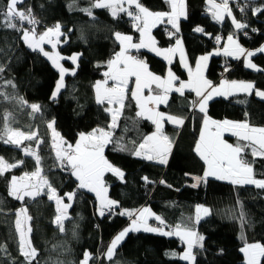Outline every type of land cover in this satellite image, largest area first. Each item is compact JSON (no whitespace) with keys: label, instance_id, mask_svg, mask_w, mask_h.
Instances as JSON below:
<instances>
[{"label":"trees","instance_id":"obj_1","mask_svg":"<svg viewBox=\"0 0 264 264\" xmlns=\"http://www.w3.org/2000/svg\"><path fill=\"white\" fill-rule=\"evenodd\" d=\"M7 2L8 0H0V8L5 7ZM90 2L91 0H25L22 5H18L21 9L31 7L40 21L36 25L37 36L47 28L54 27L57 22L62 25L65 35L60 37L61 43L56 47L62 57L82 53L78 67L66 59L62 61L66 68H76V74H66L65 87L55 101L50 97L59 79L58 72L46 57L23 42L22 32L8 28L4 24V18L0 16V65L5 67V71L0 73V93L9 97H23L29 104L38 103L43 106L42 113L33 115L27 105L22 106L16 99H5L0 95V129H3L7 115L8 123L13 129L38 133V138L43 141L38 148L35 140L22 141V147L38 151L42 158V175L61 197L77 189L78 183L70 175V170L54 167L56 161L47 122L55 120V130L68 144H74L79 133H88L97 127L107 129L111 121L110 114L104 111L106 105L96 103L93 88L97 80L103 79L102 73L106 67L97 68L96 65L107 61L114 51L119 50L114 43V32L131 35L134 40L139 36V32L132 26L133 21L124 13H120L119 19H116L107 9H93L92 16L79 10L89 7ZM140 2L152 11L169 10L163 0ZM237 2L239 7L249 6L246 13H241L239 7L236 8L230 2L237 21L248 25L241 31L234 29L228 16L222 22L213 20L205 0H186L187 19L180 21L178 36L183 42L189 66H194L200 55L209 53L218 45L217 42L213 43L215 35L225 39L229 34H234L246 49L257 48L264 43V14L254 16L251 11L257 6H264V0ZM17 23L19 25L18 21ZM197 26L202 27L204 33L194 32L193 29ZM23 27L29 28V25L25 22ZM166 28L171 30L166 24H158L152 30L157 46L162 48L170 47L175 42L174 39H169ZM69 29L72 31L69 32ZM222 42L223 40L219 42V46ZM135 55L144 59L153 73L160 76L166 73L167 64L162 58L144 50ZM252 60L255 65L264 69L263 53L257 52ZM179 65L175 59L170 67L177 76L186 80V72ZM225 68L228 70L225 71ZM223 72V79L249 81L256 89L264 90V71L247 69L240 59L212 56L206 68L207 79L217 85L222 80L220 74ZM8 80L13 81L16 87L6 85L5 81ZM185 95L187 99L173 93L168 105L159 107L161 112L188 117L180 128L165 123L164 132L174 143L168 163L161 165L130 154L143 137L154 130V125L151 121L136 117L135 102L131 100V93H128L127 106L115 129L116 138H123L120 143L127 151H116L112 144L106 146L104 151L105 158L125 173L123 180L110 172H106L103 177L108 197L118 201L119 206L111 214L106 212L102 217L97 213L94 195L79 189L69 202L71 207L67 211V217L62 220L64 231L55 223L58 215L56 203L48 200L47 195L35 199L26 197L23 201L8 195L11 178L35 171L36 165L35 159L25 156L22 148L0 142V157L9 163L24 161L21 166L0 175V246L6 249L0 251V264H26L19 252V235L15 228L16 212L20 208H26L32 218L27 224L32 232L26 239H30L32 246L38 251L33 264H79L86 250L93 257L89 264H187L178 258L184 248V243L178 237L145 231L128 233L118 244L111 260L105 257L111 238L134 219L133 216L119 213L124 210L136 213L143 206L164 219V230H172L177 224H184L194 227V230L206 237L204 250H194L195 264H245L240 252L245 240L264 244V190L254 185H233L229 181L211 177L206 183L191 187L196 183L192 177L202 176L205 168L194 152L204 114L198 109L189 112V101L194 98V93L186 92ZM207 115L216 121H247L251 126L264 127V100L248 93L213 99L209 102ZM237 142L234 139L233 143ZM246 158L252 160L250 153ZM253 166L256 178H264V159L257 158ZM186 173L190 175H185ZM143 177H148L152 183H145ZM160 180L172 187L160 184ZM198 204L208 207L210 215L193 225L195 207ZM242 213L248 221L243 229L240 226ZM155 222L158 221L151 220L152 224ZM242 236L244 239H241ZM171 253L177 255L173 256Z\"/></svg>","mask_w":264,"mask_h":264},{"label":"snow or ice","instance_id":"obj_2","mask_svg":"<svg viewBox=\"0 0 264 264\" xmlns=\"http://www.w3.org/2000/svg\"><path fill=\"white\" fill-rule=\"evenodd\" d=\"M24 2L25 0H8L6 6L0 8V16L4 18V24L8 28L22 32L21 39L29 48L33 51H39L58 70L59 79L50 97L52 101H55L61 93V89L65 87V76L69 72V69L65 68L60 61L70 59L72 64L78 67V60L82 53L73 54L71 57L66 58L62 57L58 52L53 51L50 53L46 51L43 47L44 44L51 45L52 49L55 50L57 45L61 43L60 37L65 35L62 32V25L57 22L54 27L47 28L37 38L36 25L40 21L33 14L31 7L27 9L18 7ZM163 2L169 6V11H152L144 6L140 0H91L89 7L79 9L89 16L93 15V9H107L112 17L116 19H119L120 13H124L133 21L132 26L139 32L140 38L139 42H133L131 35L114 32V43L119 50L114 51L107 61L96 65L97 68L106 67V70L102 73L103 79L97 80L93 88L96 103L101 106L106 104L107 107L104 108V111L111 116V122L108 124L107 129L97 127L91 132L79 133V138L75 146H73L64 141L63 138H59L60 134L56 132L54 127V119L47 122V128L52 130L53 143L51 147L55 151L56 161L54 167L58 166L65 171L70 170V175L78 181L77 189L65 193L63 197L57 194L56 189L42 175V158L38 151L33 150L31 147H22V141L35 140L38 148L43 143L38 138V133L35 131L25 133L13 129L8 123L9 117L5 116L4 127L0 129V142L5 145L12 144L17 148H22L25 156H31L35 159L36 165L35 171L26 172L21 177L13 176L11 178L8 186V195L20 201H23L26 197L35 199L38 196L47 195L48 200H54L56 203V211L59 214L55 218V223L60 227L61 231H64L62 218H66L65 213L71 207L70 203H64V199L66 197L68 201H72L79 189H87L89 192L95 193L96 199L99 201L98 213L102 217L105 216L106 212L111 214L112 210L119 206L118 201L109 199L103 177L106 172H110L123 180L125 173L105 158L104 151L109 144H112L116 151H127V148L120 143L123 138H116L115 129L118 127V121L127 106L126 101L129 92L131 93V100L135 102L137 109L136 117L151 121L155 126V131L150 135H145L138 146L134 147L130 153L131 155L166 165L174 141L165 134L164 124L167 122L180 128L185 124L188 117L161 112L159 111V106L168 105L169 98L173 93H178L180 97L185 99H187L186 92L194 93V98L189 101L188 111L195 112L198 109L200 113L204 114L194 152L203 162L205 168L202 176L192 177L196 183H193L191 187L195 188L202 182L206 183L209 177H213L216 180H227L233 185H254L256 188L264 190V178H256L253 166L257 158L264 159V127H253L247 121L235 122L227 119L216 121L210 119L207 115L209 102L214 97H227L232 94V90H235L249 93L250 95L254 94L264 100V90L256 89L253 83L228 82L227 80H222L220 85L217 86L204 75L209 56L221 54L234 59L245 57L246 68L264 71V69H258L255 64L251 63L250 59H247L256 53L242 48L237 43V40L234 39V34H229L227 37L228 43L224 45L222 53L217 50L208 55H201L197 58L195 69H193L187 62L183 42L178 36L181 18L187 19L186 0H163ZM207 3L213 20L222 22L226 15L232 17L231 22L237 31L248 27L246 23L237 21L233 15L232 8L229 7L230 0H221L220 3H216L215 0H207ZM248 7V5H243L239 7V10L241 13H246ZM251 11L254 16L264 14V6H257L252 8ZM25 22L31 25V28H24ZM164 23L171 26V30L166 28L165 32L170 40H175V43L168 48L162 49L157 46V41L152 37L151 29L158 24ZM71 31L72 29H69V32ZM193 31L204 33L205 30L197 26ZM252 31L257 30L252 29ZM215 39L219 42L221 37L217 36ZM64 42L67 41L65 40ZM141 49L155 52L157 56H161L169 65H172L173 57L178 53L180 64L188 72L187 81L177 76L171 67L168 68L166 75L163 77L151 72L144 59L133 55V50L139 52ZM257 52L264 53V46L257 49ZM227 70L225 68V71ZM4 71L5 67L0 65V73ZM71 74H76V68L71 69ZM132 78H134V88L130 87ZM0 79H2V76H0ZM5 84L13 88L16 87L11 80L5 81ZM145 91H147V95H145ZM0 95H3L5 99H16L17 103L22 106L27 105L31 108L33 115L43 111L42 105L38 103L29 104L23 97H9L4 93H0ZM224 132L231 133V135L237 137L238 142L235 145L226 142L222 139ZM132 143L135 145V141ZM65 144H67L66 147L64 146ZM249 153L252 157L251 161L246 158ZM23 163V160L9 163L3 157H0V175H4ZM185 175L190 174L186 173ZM34 180L35 182H33ZM143 180L145 183H152L148 177H143ZM159 183L165 184L169 188L172 187L164 180H160ZM45 188L47 189L46 192L44 191ZM119 215L135 216V218L132 219L130 227L124 228L111 240L105 253L109 260H111L117 249V245L125 239L127 234L139 231L141 228L145 232L179 237L181 242L186 244L187 247L178 258L187 262V264H195V249L204 250L206 237L194 230V227L177 224L174 229L165 231L160 226H149L148 218L152 216L159 222V225L165 224L164 219L152 213L149 208H142L138 210V213L124 210ZM209 215L210 210L208 208L198 205L193 225L199 224L202 219ZM16 217L15 228L19 234V252L24 257L26 264H33V261L38 256V251L32 246L31 240L26 239V236L32 232L31 227L27 226L28 221L32 218L28 215L26 208H20L16 212ZM246 224H248V221L242 213L240 218L241 228L243 229ZM241 239H244V237L242 236ZM0 251H6V249L0 246ZM240 252L245 257V264H262L264 244L259 242L248 243L245 240ZM171 255L176 256L177 254L171 253ZM92 258V255L86 250L79 264H89Z\"/></svg>","mask_w":264,"mask_h":264},{"label":"crops","instance_id":"obj_3","mask_svg":"<svg viewBox=\"0 0 264 264\" xmlns=\"http://www.w3.org/2000/svg\"><path fill=\"white\" fill-rule=\"evenodd\" d=\"M126 7H127V5H125ZM208 7V6H207ZM133 8H134V6H133ZM209 9V8H208ZM170 10V9H169ZM168 10V11H169ZM186 12H187V10H186ZM208 12L210 13V11L208 10ZM187 14V13H186ZM211 14V13H210ZM212 15V14H211ZM182 19H184L183 17L181 18V21H182ZM164 24H166V23H164ZM167 25V24H166ZM158 26V25H157ZM156 26V27H157ZM167 26H169V27H171L170 25H167ZM155 28V27H154ZM154 28H152L151 29V35H152V37L154 38V36H153V33H152V30L154 29ZM128 35V34H127ZM139 38H140V36H138V39L137 40H134L133 39V42H139ZM180 38V37H179ZM155 39V38H154ZM181 39V38H180ZM175 43V42H174ZM174 43L172 44V45H174ZM158 45V44H157ZM159 47V46H158ZM45 49H48V51H50V53H52L53 51H55V52H57L56 51V49L55 50H53L52 49V47H51V45L50 46H45L44 47ZM160 48H162V47H160ZM168 48V47H167ZM162 49H165V48H162ZM148 51V52H150V53H152V54H155V52H151V51H149L148 49H141L140 51ZM139 51V52H140ZM39 52V51H38ZM136 53H138V52H136L135 50H133V55H135ZM208 54H210V53H207V55ZM156 55V54H155ZM203 55H206V54H203ZM157 56V55H156ZM201 56V55H200ZM199 56V57H200ZM213 56V55H212ZM211 55L209 56V60H210V58L212 57ZM221 56H224L223 54H221ZM69 57H71V56H69ZM158 57H160V58H162L161 56H158ZM225 57H229V58H232V59H234L233 57H230V56H225ZM163 59V58H162ZM178 60V62H179V64H180V60H179V54L177 53L176 54V56L175 57H173V61L174 60ZM64 60V59H63ZM63 60H61V61H63ZM164 60V59H163ZM209 60H208V62H209ZM237 60V59H236ZM240 60H242V63L244 62V60L243 59H240ZM66 61H69L71 64H72V62H71V60L70 59H66ZM165 61V60H164ZM197 61V60H196ZM48 62H50V64L52 65V63H51V61L49 60ZM166 62V64H167V69H166V72H167V70H168V68L170 67V65L168 64V62L167 61H165ZM187 62H188V59H187ZM208 62H207V64H208ZM188 64H189V62H188ZM244 64V63H243ZM73 65V64H72ZM190 65V64H189ZM73 66H75V65H73ZM179 66H181L183 69H184V71L186 72V80L185 81H187V79H188V72H187V69L186 68H184L181 64L179 65ZM195 66H196V62H195V64H194V66H190V67H192L193 69H195ZM54 68V67H53ZM66 68V67H65ZM207 68V67H206ZM55 70H56V72H58V70L56 69V68H54ZM68 69V68H67ZM106 70V69H105ZM150 70V69H149ZM152 72V71H151ZM69 73H71V69H69V72H68V74ZM206 74V69L204 70V75ZM58 75H59V72H58ZM166 75V73L163 75V76H165ZM162 76V77H163ZM205 77H206V75H205ZM207 78V77H206ZM102 80V79H101ZM222 80H226V79H222ZM221 80V81H222ZM221 81H219L218 83H217V86H219L220 85V82ZM228 82H231L230 80H227ZM239 82H245V81H238V83ZM216 85V84H215ZM130 87H132V88H134L135 87V84H134V78H132V80L130 81ZM55 90V89H54ZM240 93H245V92H240V91H235V90H232V94L231 95H235V94H240ZM249 94V93H248ZM145 95H147V91H145ZM195 95V94H194ZM231 95H229V96H231ZM229 96H227V97H229ZM226 98L225 96H219V97H214V99H219V98ZM106 105V104H105ZM160 106H162V105H160ZM159 106V107H160ZM106 107H107V105H106ZM137 111V110H136ZM160 111V110H159ZM110 119H111V116H110ZM213 120V119H212ZM220 121H223V120H220ZM111 122V121H110ZM109 122V123H110ZM241 122H243V121H241ZM165 123H167V122H165ZM169 124V123H168ZM170 125H172V124H170ZM164 126H165V124H164ZM172 126H174V125H172ZM202 127V126H201ZM200 130H201V128H200ZM92 131V130H91ZM90 131V132H91ZM155 131V126H154V130L151 132V133H153ZM57 132V131H56ZM150 133V134H151ZM150 134H148V135H150ZM199 135H200V133H199ZM49 136H51V144L53 143V138H52V130L50 129V135ZM59 138H61V137H59ZM59 138H57V139H59ZM78 138H79V136H78ZM77 138V139H78ZM222 139H224L226 142H228V143H232V144H234L233 143V141H234V139L235 138H232V135L230 134L229 135V133L228 132H224V134L222 135ZM77 141V140H76ZM76 143V142H75ZM75 143L73 144V145H75ZM53 152H54V155H55V151L53 150ZM169 156H170V154H169ZM55 157V156H54ZM168 159H169V157H168ZM225 181H227V180H225ZM33 182H35V180L33 181ZM196 182V181H195ZM44 191H47V189L45 188L44 189ZM90 193H92V192H90ZM96 199V198H95ZM70 201H68V200H64V203H69ZM96 203H97V201H96ZM145 207H147V206H143L142 208H145ZM142 208H140V209H142ZM69 209V208H68ZM68 209H67V211H68ZM139 209V210H140ZM67 211H66V213H65V217H67ZM152 212V211H151ZM136 213H138V211L136 212ZM59 214V213H58ZM195 214V213H194ZM65 218H62V220H64ZM149 219V226H153V224L151 223V220L152 219H155L154 218V216H152V217H149L148 218ZM119 233V232H118ZM19 235V234H18ZM117 235V234H116ZM115 235V236H116ZM114 236V237H115ZM172 236H175V235H172ZM113 237V238H114ZM177 237V236H176ZM113 238H111V239H113ZM179 238V237H178ZM110 242H111V240H110ZM185 245V244H184ZM105 255V254H104ZM105 257L107 258V256L105 255Z\"/></svg>","mask_w":264,"mask_h":264},{"label":"rangeland","instance_id":"obj_4","mask_svg":"<svg viewBox=\"0 0 264 264\" xmlns=\"http://www.w3.org/2000/svg\"><path fill=\"white\" fill-rule=\"evenodd\" d=\"M206 1V3H207V0H205ZM215 2L216 3H220L221 1H219V0H215ZM207 6H208V8H209V5H208V3H207ZM231 5L229 4V7H230ZM209 10V9H208ZM210 11V10H209ZM210 13H211V11H210ZM233 15H234V13H233ZM235 16V15H234ZM225 17H226V15H225ZM230 20L229 21H232V17H228ZM238 22H240V21H238ZM233 25V24H232ZM234 26V25H233ZM234 29H235V27H234ZM227 37L228 36H226L225 37V39H221L219 42H221L222 40H223V42H222V45L221 46H219V42H217L218 43V45L215 47V48H213L209 53H214L215 51H217V50H220L221 51V53L223 52V47H224V45H226L227 43H228V41H227ZM37 38H38V36H37ZM234 39H236L237 40V43L242 47V48H244L245 50H247V51H252V52H255L256 54H257V49H259L261 46H264V43H262L259 47H257V48H253V49H246L245 47H243L242 45H241V43L240 42H238L239 40H238V38L236 37V36H234ZM24 42V41H23ZM45 46H50L49 44H44L43 45V47H45ZM184 46V45H183ZM31 49V48H30ZM46 51H48V49H45ZM50 52V51H49ZM258 53H260V52H258ZM264 54V53H263ZM206 55H207V53H206ZM212 56V55H211ZM213 56H218V55H213ZM187 57V56H186ZM253 57V56H252ZM252 57H250V58H247V59H250L251 60V63H253L254 64V62H253V60H252ZM241 59H243L244 60V66H245V57H241ZM60 63L64 66V64H63V62L62 61H60ZM257 66V65H256ZM65 67V66H64ZM257 68L258 69H261L260 67H258L257 66ZM248 69V68H247ZM250 69V68H249ZM251 70H255V69H251ZM257 71V70H256ZM245 83H252V82H249V81H245ZM211 119V118H210ZM230 121H234V120H230ZM235 122H239V121H235ZM241 122V121H240ZM254 127V126H253ZM226 133V132H225ZM224 134V133H223ZM231 133H229V135H230ZM232 138H235V139H237V137H235V136H233L232 135ZM230 144H232V143H230ZM73 145V144H72ZM233 145H235V144H233ZM65 147L67 146V144H65L64 145ZM73 146H75V145H73ZM115 166V165H114ZM73 177V176H72ZM74 179H75V177H73ZM211 178H213V177H211ZM76 180V179H75ZM77 181V180H76ZM77 183H78V181H77ZM105 186V185H104ZM106 187V186H105ZM83 190H86V191H88L87 189H83ZM89 192V191H88ZM92 194L94 195V198H96V196H95V193H93L92 192ZM107 195H108V189H107ZM109 196V195H108ZM109 199H110V197H109ZM96 201H97V213H98V208H99V201L96 199ZM199 206H203V207H206V206H204V205H202V204H198ZM198 205H196V207L198 206ZM196 207H195V214H196ZM146 208H148V207H146ZM206 208H208V207H206ZM99 214V213H98ZM134 218H135V216H133ZM131 223H132V221H130L129 222V224H128V226H126V227H130L131 226ZM148 224H149V219H148ZM126 227H124V228H126ZM175 228V227H174ZM173 228V229H174ZM171 230V229H170ZM170 230H165V231H170ZM122 231V230H121ZM139 231H144L142 228H141V230H139ZM118 234V233H117ZM158 234V233H157ZM115 236V235H114ZM113 236V237H114ZM112 237V238H113ZM112 240V239H111ZM248 243H255V242H248ZM260 243V242H259ZM110 245V242H109V244H108V246ZM118 246V245H117ZM184 246V248H183V250L180 252V254H183V252L185 251V249H186V244L185 245H183ZM244 246V245H243ZM242 246V247H243ZM106 250H107V248H106ZM106 250H105V253H106ZM241 254H243V253H241ZM244 256V255H243ZM244 263H245V257H244Z\"/></svg>","mask_w":264,"mask_h":264},{"label":"built area","instance_id":"obj_5","mask_svg":"<svg viewBox=\"0 0 264 264\" xmlns=\"http://www.w3.org/2000/svg\"><path fill=\"white\" fill-rule=\"evenodd\" d=\"M230 2L234 3V6H235L236 8L239 7L237 0H230ZM29 28H31V25H29ZM217 36H219V35H215V36L213 37V43H214V44L217 42L216 39H215V37H217ZM224 76H225V72H223V73L220 74V77H221L222 79H223ZM112 211H113V210H112ZM154 226H160V227H163L164 229H166L165 224H164V225H159V222H155V223H154Z\"/></svg>","mask_w":264,"mask_h":264},{"label":"bare ground","instance_id":"obj_6","mask_svg":"<svg viewBox=\"0 0 264 264\" xmlns=\"http://www.w3.org/2000/svg\"><path fill=\"white\" fill-rule=\"evenodd\" d=\"M154 225V224H153Z\"/></svg>","mask_w":264,"mask_h":264}]
</instances>
